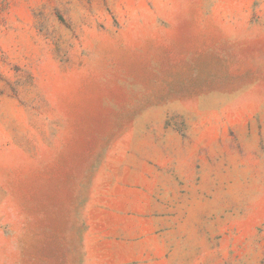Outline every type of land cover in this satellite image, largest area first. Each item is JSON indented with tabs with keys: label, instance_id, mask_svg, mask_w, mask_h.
Returning a JSON list of instances; mask_svg holds the SVG:
<instances>
[{
	"label": "rangeland",
	"instance_id": "rangeland-1",
	"mask_svg": "<svg viewBox=\"0 0 264 264\" xmlns=\"http://www.w3.org/2000/svg\"><path fill=\"white\" fill-rule=\"evenodd\" d=\"M0 264H264V0H0Z\"/></svg>",
	"mask_w": 264,
	"mask_h": 264
}]
</instances>
